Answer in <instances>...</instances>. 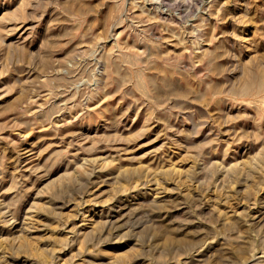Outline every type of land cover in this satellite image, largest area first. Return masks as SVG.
<instances>
[{"label": "rangeland", "instance_id": "rangeland-1", "mask_svg": "<svg viewBox=\"0 0 264 264\" xmlns=\"http://www.w3.org/2000/svg\"><path fill=\"white\" fill-rule=\"evenodd\" d=\"M0 264H264V0H0Z\"/></svg>", "mask_w": 264, "mask_h": 264}, {"label": "bare ground", "instance_id": "bare-ground-1", "mask_svg": "<svg viewBox=\"0 0 264 264\" xmlns=\"http://www.w3.org/2000/svg\"><path fill=\"white\" fill-rule=\"evenodd\" d=\"M100 219V218H99Z\"/></svg>", "mask_w": 264, "mask_h": 264}]
</instances>
